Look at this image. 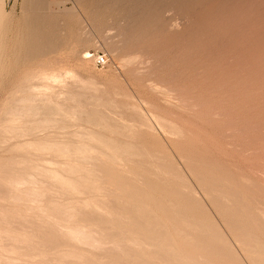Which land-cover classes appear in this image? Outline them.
Returning <instances> with one entry per match:
<instances>
[{"label":"rangeland","instance_id":"obj_1","mask_svg":"<svg viewBox=\"0 0 264 264\" xmlns=\"http://www.w3.org/2000/svg\"><path fill=\"white\" fill-rule=\"evenodd\" d=\"M188 1L189 3H187ZM137 4L139 5L141 4V7ZM149 5H151L152 7L151 6L149 7ZM131 7H133L134 9H132ZM186 7L188 8V10ZM243 8H245V10ZM131 9L133 11H130ZM137 9L138 11L141 12H137ZM134 11L137 12V14L138 13L139 14L136 15ZM148 11L150 12L148 13ZM133 12L135 15L133 14ZM143 12L145 13L143 14ZM131 13L133 16L131 15ZM140 14L141 15L143 14L142 15L143 18ZM138 17H139V21H138ZM135 18H136V22L134 21L135 22L134 23L133 19ZM155 18L158 19L153 21V19ZM141 21L142 22L144 21V24ZM146 23L148 25H146ZM150 23L152 24V26ZM136 24H138V27L136 26ZM146 26L148 28L147 30L150 31L152 29L150 32H152L153 38L151 37V35H149L150 32L148 31H147L148 35H146L145 33L146 30L143 34L141 33L146 28ZM126 27L127 28L129 27L128 28L129 30ZM134 27L136 30L134 29ZM149 27L151 29H149ZM152 27L155 28V30ZM122 29L127 31H123ZM159 29L161 33L159 32ZM40 34L42 36H40ZM138 34L139 35L142 34V35H140L139 37ZM154 34L156 35L155 37L153 36ZM32 35L35 36L34 37L35 39L32 38L33 37ZM41 37H43L42 38L43 41L45 39V42H43L45 43V46L44 44H42V41L39 43L42 44L40 46H44L42 47L43 49L41 48L42 51L44 50L43 53L41 50H38L39 48L36 49V44L35 45L31 44L33 39L35 40L33 42L37 43L38 41H40ZM29 39H31V41H29ZM133 39L134 41H136V43L133 41ZM135 39H137L138 41ZM27 42L31 45H28ZM46 43L50 46L46 47ZM39 44H37V47H40ZM137 44H139L140 47L143 44L144 47L142 46V48L140 47L137 48L138 47ZM133 46L135 47L133 48L134 50L138 49L139 51L140 50L142 51L137 52L134 51L133 49L131 50L130 48H132ZM48 47L50 50L47 49ZM144 49H146L149 52L145 50L146 51L145 53ZM140 53L143 55H141ZM160 54H162V56ZM97 55H103L105 57L104 64L102 65L96 64L95 56ZM88 56H90V58ZM46 72H48V75L57 73L60 75L57 76H59L60 78L62 77L61 78L62 80L58 79L57 82L59 83L55 82L56 84H58V86L55 85V83H52L53 86L55 87L57 86L56 88L57 90L60 89L58 90V93H60L61 91L62 92L64 91L65 93L60 95L57 92L55 93L56 96L58 97L61 96L60 100L58 99L59 102H55L56 101L55 94L52 96L54 90H51L49 93L48 91H46L47 92L46 93L45 88L43 89L44 87L43 85L41 88L42 92L45 95L52 93L51 97L54 98L50 97L51 101H53L54 103H58L59 106H56L57 104L52 105L55 106L54 111L56 110L55 112L58 113L59 116L56 115L58 116V118L55 117L54 114L50 115V117L52 118V116L54 115V117L58 119L59 123L57 119L53 117L54 120H56L55 123L57 124V126L54 123L53 124L54 128L52 129L50 128L52 126H50L48 129L42 130L43 132L40 131L41 129H39L38 132L35 130L36 134L38 133V137L35 135L34 137L32 135L34 131L29 130L31 129L32 126L30 127L28 125L27 127L26 124H25L26 127L25 125L23 126L24 123L29 122L30 119L29 116L27 117V121H25L26 119H24L25 122L22 119L24 117L23 116L21 117L22 120L20 119L22 125L21 122L20 123L17 122L18 124L17 126L21 125L22 127H25L22 129L27 128L30 132L32 131L33 132L31 134L32 136L30 135V132L27 129H26V133L28 131L29 135L26 134V136H24L23 133H21L24 132V130H21L17 134V136H16L17 132L13 133L15 131H12V133L15 136L10 133L11 131L9 133L12 136L9 135V133L4 131L5 129L3 126H5L6 124L5 122L8 119V117L7 118L3 117L6 115V113H4L3 111L8 106H14L11 105V102L12 104H14L13 102H15L16 98L18 99V97H20L19 100H21V96L22 98H24L26 96V93L28 95L29 93H31V91L36 92V88H37L36 84L38 85V87L41 86L39 85L41 81H42L41 84L42 83L44 84V78H46L47 76ZM39 78H41V80ZM37 79L40 80L39 83ZM60 82L62 83L60 84ZM26 87L29 88L33 87V88H30L29 90L30 92H28L27 91L28 89ZM37 89L40 90V88ZM56 89L55 91H57ZM16 102H18V100H16ZM40 103L42 104L43 102L41 101L38 104ZM34 104L36 105V101L34 102ZM62 107L64 110L62 109ZM8 109H6L5 112H7ZM60 109L62 110L60 111ZM71 110L73 112H71ZM63 111L68 113L61 115L60 112L64 113ZM0 114H1L0 121L2 122L3 120L5 123V124L3 123L0 124V126L3 125L2 126L3 128L0 127L3 132V133L0 132V138H1L0 141L1 142L4 141L5 136L7 137V140H5L3 143H0V161L1 162L3 161L2 163L0 162L1 163L0 169H3V171L0 170V172L1 173L4 171L10 172L14 170L13 174L14 173L16 174V172L19 171L18 173L20 174V176L14 175L12 177L16 178L19 176L20 178L18 177L17 179H19L20 182L23 181L20 180L21 176L26 175L27 173H29V171L31 172V170L23 169L22 164H19L22 160L20 162L19 161L16 162L15 160L22 159L24 157L22 154L28 155V153L29 154L31 153L30 151L36 152L35 149L30 150L31 148H26L27 149L26 150L25 148L24 149L20 148L19 149L20 152L21 150L22 152L25 150L24 151L25 153L21 152L22 154H20L18 150L19 147L17 148V146L20 145L21 143L23 144L27 141L36 142L39 141L37 140L38 138L40 139L39 142L41 141L44 142L43 140H45L46 138L45 137L43 139L42 137L44 136L48 137V139L46 138L47 140H45V142L47 141L49 142L51 141V139H49V136L52 135V139L54 138L58 140V142L59 141L62 142V143L59 142V144L74 143L72 145H79L80 141L81 140L83 141V139L85 141V137L87 138L89 134L93 135L98 133H100V135L99 136L96 135L95 137L97 138L95 139L101 137L99 141H101V139L103 141L105 139L104 141L105 143L109 141L108 144L107 143L103 144L104 142L101 143L102 142L101 141L100 146L94 145V144H99V142L97 141L94 142L92 140L87 139V141L89 140L93 142V143L89 142L91 145H88L89 144L88 142L86 143L83 141V144L86 143L85 145H87L86 147H88L86 149L87 152L89 151L88 152L89 156L91 158H93V156H96L98 159L97 158L95 159L100 161V162L95 161L97 162V166L96 164L95 166H93L95 162L94 163L93 161L89 162L90 160H88V162L91 164L89 163L87 164V162L85 163L83 162L84 167L87 165L96 167V168L92 167L90 169L93 170L91 171L93 177L89 175L90 176L89 179L90 178L92 179L94 178V179L89 180L87 183L88 185L86 187L90 188L88 186L91 185V189H92V186L94 185L93 183H95V185L99 184L100 187L103 188V190H101V188H99L96 185L99 188V190H97L98 188L93 186L96 188V189L94 188L96 192L94 189H93L94 191L93 190L84 191L86 190L84 189L81 192H78L77 194H73L72 198H70L69 195H67V198H63L66 197L64 196V194H62L63 196H61L60 194H59L60 196H58V192L60 193V191L55 192L56 189L54 188L53 190L52 188L51 190L49 189L50 192L47 193L48 200L44 197L42 199L43 200L45 199L46 202L49 201L50 199H51L50 201L52 202L54 199L58 200L59 202L62 200V203L63 204L65 203L64 207L66 206V203L69 202L68 200H72L71 202H69L71 203V205L73 204L72 203L73 200H77V202L78 199L80 200L82 199L81 202L85 200L84 203L83 202L82 203L84 205L87 204L86 206L91 205L88 207V208L91 207L90 210L93 211L92 207L94 206L95 208V210L93 211L94 214L97 211L98 212L100 211V213L102 212L101 215H103V211H104L107 212L106 214L112 217V219L115 217L113 219V221L114 220L115 221L114 222L112 220L111 221L113 223H116V225L112 226L110 224L107 225L105 224L104 226L107 228L109 226H112V228L109 227L111 230L109 228L106 229L103 226V224H101V222L98 223V220H96L100 218L98 217L100 213L98 214L96 213L98 218L96 217L95 221L97 223H95V221L92 220L94 219L92 217L96 216L94 214H92L94 216L91 215V213L93 212L89 214V216L91 215V218H89V216L86 217L88 219L87 220L85 216L88 215L90 210L88 208L85 209V206L80 201L79 202L81 203L83 208L89 211L88 213L85 212L86 215L83 214L82 217L78 215H80V213H84L83 211L85 210L82 209L83 211L81 212L80 211L81 209H79L78 210L79 212H75L77 210L76 209L77 207L75 206L78 204H76L75 206L72 205V207L68 205L69 203L67 204V206L71 207V208L69 207L70 209H68L69 211L72 210V214H71V212L65 211L66 209L64 207L60 208L63 205L61 202L60 203L62 205L60 204V207L58 201L55 203L58 204L57 206L54 203L49 202V205L51 204L52 207L54 205V207L58 208V210L60 209L64 210L63 213L62 212L63 210L58 211L53 207L56 210L55 211L57 215L56 219L58 221H59L58 219L59 216L61 218L62 215L64 216L65 214H67L68 218L70 217V220L67 218V215H65L63 218L66 217L67 220L69 221H66L65 220L66 218L65 219L62 218V219L66 221V224L70 223V225L68 226H71V228L74 225L73 224L74 222H78V224L76 223L74 225L76 228V227H82V225L83 226L86 225L84 223L93 221L92 223L97 224V226L94 225L96 229L97 227L100 228V226L102 225L105 228L104 230H106V231H101L100 230L101 228L97 229L98 231L100 230L99 232H102V234L104 232L106 234H110L112 230H115L116 232V229H113V227L115 228L119 224L122 225L123 220H126L125 217L129 218V216L127 215H129L130 212L132 211V214L134 213L135 215L132 214L131 215L135 217L129 218L130 221L128 222L129 223L133 222L131 221V219L134 218L136 219V221L134 219V223H132V225L130 224L131 226L130 228H133L135 230V228H139V226L143 224V229L142 228L136 229L135 231L137 232V230L144 231L145 230L144 227L148 226L147 227L149 229L148 233H150V235H152L153 237L150 236L149 234H146L148 230L144 232L146 235H149V238L152 237L153 238V239L151 238L152 240L145 237L143 231L142 233L140 232L141 234L139 233L138 235L147 238V240L149 239L148 240L149 243L155 245V248H158L157 247L159 245L158 243H161L157 240H160V238H162V235H164L163 238L169 237L167 239L169 240V242L173 241L170 242L169 244L174 243L172 244L174 246L171 245L169 247L165 246L166 251L165 249L164 250L158 249L161 251L157 252V254L158 255L161 254L162 257L164 256L162 255L161 252L167 253L168 252L167 248L176 249L177 247L175 251L179 250V252L182 253V255L185 254L184 256H188V257L194 256L193 257L194 259L192 257L191 258L194 260V262L196 261L195 262L196 264L198 261L203 264L204 263L205 264L206 263L264 264L262 263L263 260H261L258 256L257 258H255L256 257L255 255L253 257V255L251 256L250 253L247 255L245 251H244L245 253L243 251L240 252L241 249L243 250L244 248L243 246L241 248L239 247L241 244L237 245L238 243L242 242V245H246V248H248L249 246L247 245H249L250 243L252 246L253 244L252 242L254 240L256 241L258 240L257 244L258 242H260V244L261 243L264 244V233H263L264 228H261L264 227V221H263L264 220V0H253V1L252 0L249 1L248 0L247 1L246 0H139V1L138 0H0ZM40 117H42V115ZM47 117L49 118V115H47ZM93 117L95 119V122L93 121L94 119L92 120ZM35 118L30 119L32 125L34 123ZM37 119H39V117ZM17 120L19 121V119ZM106 120H108V122ZM63 121L64 123L62 124ZM109 124H111V126ZM109 126L111 131L108 128ZM81 129L82 131H80ZM78 130L80 131V133L77 132ZM83 130L84 131L93 130L92 131L93 133L88 132L87 135V133H84ZM114 130L115 132H112ZM69 133H71L70 134L71 136H69ZM3 134H5V136ZM18 136L19 138H17ZM8 138L10 139L8 140ZM73 138H75V140L79 139L78 141L79 143L77 141L75 142ZM54 139L52 141H54ZM115 145H117V147L122 146L123 148L120 147L122 149L130 148L129 150L130 152H132L131 151L132 148L134 151V155L133 153H132L133 156L129 154L128 153L129 151L127 150L126 151L122 150V154H121L120 151L121 149L109 148V146L114 147ZM11 146H15L17 148L16 150L18 151L13 152L14 148L11 149L12 148ZM99 148L101 149L103 148V150L101 149L99 150ZM107 148H109L110 150L109 149L107 150ZM106 150L108 152L112 150L113 152V154L111 152H109L111 154L107 152L108 156L109 155L113 156L114 151L116 156H113L107 160L108 157L105 152ZM117 150L120 151L121 155L117 152ZM46 151H47L46 152L47 155L41 153L44 156L41 154L34 155L33 153L35 152H32L31 162H34L36 165H41L49 168L53 167V169L51 168V170H59V164L63 163L65 165L66 161L70 160L69 156H67L66 158L65 155L60 154L61 156L55 155L56 156L55 157L53 156L55 154L53 150L52 151L54 152V154H49V151L51 150L49 151L46 150ZM101 151H104L105 153ZM37 152H39V150ZM43 152L45 153V151ZM98 152L100 154L103 153L104 157L99 156ZM116 152L118 154H116ZM124 152H126L127 154ZM123 154H125L124 158L122 157L124 156ZM128 154L131 157L128 156ZM39 155H41V157ZM42 156L44 157V159L42 158ZM62 156L63 158H60ZM12 157L15 158L14 161L11 160L13 159ZM116 157L121 158L122 164L118 162ZM24 158L26 160V156ZM30 158H28V160ZM113 158H115L117 161ZM8 159L14 162L13 164L10 161V163L14 167H12L11 164L9 165ZM63 159L65 160V163L62 162L64 161ZM111 159H113L111 163H115L116 165L110 163L109 160ZM123 159H126L129 162H127L126 160L123 161ZM68 162L69 161H67V163ZM123 162H125L126 164ZM3 163H5L7 166L9 165L10 166L9 169L12 170L9 169L6 170L7 167ZM47 164L48 166H46ZM63 164H61L60 167H62ZM114 165L115 168H113ZM57 166L58 169H56ZM91 166H88L86 168H89ZM18 167H20L21 169L19 168L20 170L18 169V171H16ZM54 167L56 168L54 169ZM95 169L97 170L99 169L100 171L96 170L97 171L96 172ZM21 170H23V172ZM25 171L26 174H24ZM94 172L98 173V175L95 174ZM7 173H2V175L3 176L8 175ZM10 174L8 176L13 175ZM32 174L36 176L37 172H35V174L33 172ZM63 174H66V172L65 173L63 172ZM68 175L71 176L70 174L67 173V176ZM38 176L40 177L41 175ZM38 176H36V178ZM176 176L178 178H176ZM39 177L37 178L35 184H38L37 182L39 179H40L39 183L41 181H42L41 183H44L45 180L42 178V176H41L42 180ZM73 177L78 178L74 175ZM95 177L96 178L98 177L100 181ZM23 182L27 184V182L25 181ZM1 183L2 182H0V186L2 185ZM24 183L22 185H20L21 183H19V186H21L20 188H22L23 185L25 187L30 186L29 183H28L29 185L28 184L25 185ZM41 183L38 185H41ZM4 185H2V187ZM38 185H36V187H38ZM2 187L0 189V191L2 190V193L0 192V199H1L0 212L1 210H3V212L1 213H4V209L8 210L9 208L10 210L13 209V212H11V214L9 212L11 216L16 215L15 216L16 218L18 215H23V216H18V218L22 217L23 220L26 218L24 221L23 220L22 221L26 222L27 220V222H29V223L27 222L25 223L27 226L25 230H29L28 226L34 221H36L35 224L36 223L43 224L42 226H44V224L46 226L47 222L48 225L50 224V228L49 227L47 228L48 226L47 225L46 226L47 229L43 228L44 230L40 229L41 226L40 224L38 228L36 227L37 225L36 226L34 225V223L32 226L33 228H30L33 230V232L36 230V233H34L36 235L35 237H37L36 240L38 239L42 241V242L38 241L40 245L37 248H40L42 246L41 247L42 250V248L44 247L43 244L45 245L49 244L48 246L51 245L50 246L51 248H53L52 246L55 245L56 247V248L54 247L55 249H51L48 246L47 247L45 246L52 253L53 250L54 251L56 250L58 252L53 254L51 253L52 255L51 257H54L55 254L58 255L60 254L59 252L65 251L63 250L64 249L63 247L67 242L68 243L65 246L66 248L69 244H70L69 247L74 245V244L71 245L72 241L75 243V246L78 244H79L78 246H81L80 243H77L74 240L71 241L70 239V241L67 240V242H65L66 240L65 241L63 240L65 239V237L66 239L68 238L66 234H64L65 237L62 236L63 232L67 233L68 230L67 227L64 228L65 225H63L62 222L65 221H63L62 219H60L59 222L63 225L64 230H66L67 232L64 230H60V232L63 231L62 235H58V236L55 235L57 231L56 229L60 227L62 228V226L61 224L60 226L57 224L58 221L56 219L55 220L57 222L55 221L54 224L52 223L54 222L53 219L55 217L51 219L50 217L51 215L48 216L51 219L50 221H48L49 219L47 218V216L45 217L47 213H48L47 215H49L50 213L54 212V209L52 210V212H50L51 209H48L50 207L49 205H47L48 202L46 205L49 207H47L43 203L45 200L41 201L43 205H41L42 204L41 202L39 203L35 202L36 204H38L39 207L40 205L43 206L42 208L46 206L47 209L49 210L46 211L47 213H45L44 216H43L44 214L43 211L45 212V209L40 210L39 207L35 208L36 206L34 207V203L31 201H27L28 202L27 204H25L26 203L25 201H24L25 203L23 202L25 205H27L26 211L28 212H26L24 211L25 208L23 207L25 205L22 204V202H19L20 204L18 205L17 204L18 202L16 203L10 197L11 196L10 191H8L9 194L8 192L5 191L8 187L6 185L4 187L7 188L4 187L2 188ZM3 189H5L4 191L6 192L7 195L4 193ZM52 190L53 193L55 192L57 194L56 197L54 196L55 194L52 193ZM8 195L11 200L10 202L12 203L8 202L9 201L8 198H7L8 201H6L7 200L6 197ZM49 195H53L52 196L53 199ZM5 201L8 202V205ZM99 202L101 204H99ZM102 202H106V205L108 206L103 205ZM219 202L221 205L219 204ZM14 203H16L19 207L21 206L20 209H18L19 207L17 205H14ZM118 203H122L121 205L127 204V206L130 207V209H128V207L126 209V207H124L126 205L122 206L124 207L122 208ZM28 204L30 205L33 204V206L32 207L29 206V208L31 209L33 207L34 208L32 210L27 208ZM97 204L100 206L97 207L98 206ZM113 204L115 205L117 204L120 207L119 210L118 207H116L117 209L114 208L115 205L113 206ZM13 205L14 207L15 206L16 207L14 208ZM101 205L105 206L106 208L105 207L102 208L103 206ZM73 206L75 207L76 210L74 209ZM230 206L232 207L231 210H230ZM141 207L143 208L145 207L144 209L142 208L143 209L142 212L146 208L148 209V210L146 209L147 212L145 211L147 214L144 213L146 214V216L148 214L151 215L152 213H153L152 215L154 216L155 214L154 216L155 219L157 220L159 219L158 221H160L161 225L163 224L162 227L160 228H163L164 230L163 232H165L166 234H163L162 231H160L161 233L158 234L156 232L158 230L153 228L155 226H158L156 225L157 221H154L155 219L152 218L153 216L152 217L150 216L152 220L151 222L152 223L156 222V224L152 225V223L149 222L150 219H147L149 215L147 217H144L145 215L142 216L143 214L142 212H141L142 217L139 215ZM163 207L165 210H163ZM16 208L18 210H22V208H24L22 212L24 213L26 212V214L14 215V211ZM113 208L115 210L114 211L115 213L119 211L120 214L122 213V216L124 218V219L122 218L123 220H121L119 213L118 214L120 217V221L118 216L117 217L114 216V213L112 215ZM167 208L171 212L169 210L167 211ZM37 209L38 212L40 211V214L35 211ZM120 209L122 211L124 209H125L124 211L126 210L127 212L129 211L128 212L129 214L122 212ZM134 209L136 210V212H138L139 215L138 217ZM138 209L139 211H137ZM7 210L5 211V213L8 212ZM18 210L15 212L18 213ZM33 210L34 213H32ZM149 211L151 212V214ZM57 212L59 213L57 214ZM37 213L40 216L42 215L43 217L41 216L42 217L41 218L40 216H38ZM123 213L126 215H124ZM243 213L246 216H244ZM28 214L30 215L28 216ZM76 214H78L77 217H75ZM1 215L0 218H3L4 215L2 216ZM71 215H73L74 217ZM131 215L130 217H132ZM5 216L8 217V215ZM11 216L9 217L11 218ZM171 217L173 218L171 219ZM246 217L250 220H248ZM13 218L14 217H12V219ZM18 218L13 220V222L11 221V219L9 220L11 222L4 220L9 218H3L2 220H4V222L3 221L1 222L0 220V224L2 223L3 226L5 225L4 227L2 225L0 226L1 233L3 228L6 229V231L5 229L3 230L5 231L4 232L5 234L4 233L0 234V237L1 235H4V239H1L2 237L0 238L1 239L0 249H2V251L0 250L1 251L0 254H2L0 256L1 257L3 256L2 258L1 257L0 258L2 259V261L5 263L6 261L12 259L13 262L10 263L14 264L15 262L17 264V261L19 260L18 264H20L22 259H24V261L22 262L27 263L28 261L27 264H29L32 261H34V264H38L37 262H39L40 260H42L43 262L40 261L39 264L41 263L49 264L50 262H52L50 264L53 263L60 264L58 263L59 259H57L58 257L56 255L55 257L57 261L55 260L54 257V259L52 258L53 261L49 260L50 261L49 262L47 260L49 263L48 262L45 263L46 256L44 257L45 254H42V251L44 250L42 251L40 250L41 252L39 253L34 252L35 248L32 247L33 246L32 236L34 237V235H32L33 232L31 230H29L31 232L26 231L28 233H32L30 235L31 237L27 236L25 234L26 233L25 230L23 231L22 229L23 227H25V224L23 226L22 221H21L22 224H20V220L22 218L21 219L19 218L20 220ZM81 218L84 220H81ZM117 218L118 220H116ZM89 219H91V221ZM180 219L183 222L188 221V223L191 225L194 226L197 225V227H199V225L201 224L199 227L200 229L204 230L206 228L208 231L210 232L212 231V232L205 233V232L191 231L190 228H187L188 226L186 227V225L185 226L183 225V222ZM16 220L19 221L14 223V221ZM126 221H124L125 225L126 227H129V225H127L129 223H127ZM49 222H51L53 225H56L54 232L52 228L54 226ZM79 222H81L82 224L81 223L79 224ZM10 223L11 224L13 223L14 225L18 223L17 224L18 227L17 225H15L16 227L15 228L13 224L12 227ZM145 223L146 226H144ZM147 223H150L152 228H150L151 226ZM177 223L179 224V226ZM91 224L89 228L92 230V228L94 227H91L93 226V224L92 225ZM98 224L100 226H98ZM125 225H123V227L126 229ZM182 225L186 228H184ZM6 226L7 227L9 226L11 228L9 227L6 228ZM201 226L203 227L201 228ZM1 227H3L2 230ZM19 227L21 228V232L19 231ZM13 228L18 230L16 231V233L20 232L22 234L23 231L24 234L26 235L25 238L26 237L30 239L32 238L30 241L32 248L29 245L30 242L29 243L26 242L29 245L28 247V245L25 246L26 245L25 243H21L25 241L21 239L20 243L19 242L18 243L25 244L24 245L25 248L21 247L18 244V247L20 246L21 249L19 250L10 249L11 247H13V242L12 241H10L12 243L7 242L8 241L7 238H9L8 237L9 235L8 236L5 235H7L10 230L13 232L15 230V229L13 230ZM118 228H117L118 232H116L117 234L114 232V235L118 236L122 234L124 235V240H126L125 237L127 236L129 237L130 228L128 229L129 230L128 233L123 228H122L123 230L121 228L119 229ZM212 228L215 230H213ZM133 229H131V231H133ZM151 229L152 230L154 229L156 231L154 232L153 230L152 232ZM179 229H181V231L185 233L191 234V236L193 235L192 237L194 240L192 242L195 241L194 244L196 243L197 246L194 247L195 246L194 244L191 245V242L189 244V242L182 239L183 234H181L180 232L179 233L181 235L177 233L178 231H180ZM40 230H42V232ZM49 230L51 232H47L44 238L42 235H45L44 233H46V231ZM233 230L235 231V233ZM245 230L247 233H245ZM150 231L152 233L158 234L159 236L156 234H151ZM122 232L126 234H123ZM51 233H54L53 235H55V238L59 237L58 238L60 239L59 241H61V237H62L61 242H65V243L63 245L60 244L57 238H56L57 241H54L55 239ZM50 234L54 240L52 239ZM170 234L172 235V237ZM249 234L252 236H249ZM47 235H49L51 238L48 237ZM104 235L102 236L103 238ZM114 235H113V231L112 234L109 235V236H113L112 237L113 243H110L111 241L108 240L105 241V242H109L112 245L109 246V244L106 243H104L105 245L103 244L104 247V249L102 250L103 253L105 252V250L106 252L108 251L106 248L107 246H109L108 249L111 253H115L116 250L118 249L116 248L117 245L116 242L118 241L119 243L120 242L119 240H121L122 242L119 243L120 244L119 246H121L123 242L124 245L125 242H127L126 245L130 244L127 240L122 241L121 238H123V236L118 238L119 240L113 241L114 240L113 238L115 237ZM215 235L217 238H218L217 235H219V238H223L222 240L224 242L227 240V242H225L224 245L226 247L229 244L230 249L229 248L228 249L231 251L234 250L233 253L235 256H233V254L231 253L232 254L231 257L230 251L228 249L224 250V248L221 247L224 242L220 240L221 246L219 245V243H217L219 242L218 241L219 238L216 239ZM247 235L249 237V238L247 237L248 239L246 238ZM157 236L159 237V239L156 240L157 242H155L156 243L155 244L153 242L155 240V237ZM253 236H255V238ZM5 237L7 238L5 239ZM46 237L49 238V241L52 240L55 243L52 244V242H48V239ZM28 238H26L27 241H29ZM236 238L239 239L237 240ZM109 239L111 240L110 237ZM245 241H248L246 242L248 244H246ZM56 242H59L57 244L63 246L62 250H59V248L61 249V246H57ZM36 245L38 244L36 243ZM113 245L115 246V248L113 247ZM124 245H122L121 247H124ZM126 245L125 247L127 248L125 249H129V246ZM215 245L217 247L219 246V248L221 249L215 247L218 250L215 252L214 249L211 248V246L214 247ZM3 246L6 249H3L2 248ZM15 246L17 247L16 243ZM131 246H130L131 249L137 247L136 245L134 246L133 244ZM231 246L233 250L231 249ZM8 247L10 248L8 249ZM82 247L86 248V246H82ZM112 247L115 249V252ZM22 248L24 250L26 249V251H24ZM30 248L32 249L31 251L34 253H30L31 252L29 251ZM57 248L59 251L57 250ZM197 248L198 249L200 248L199 249L200 251L199 250L197 251ZM7 249L11 250L9 251L10 253L8 252ZM73 249H75V247ZM122 249L123 248H120V250ZM125 249H123L125 252L123 251L122 252L128 253L126 252ZM134 249H138V247ZM205 249L208 253H206ZM15 250L16 252H18V254L14 252ZM208 250L209 251L211 250L212 252L211 251L209 252ZM220 250L222 253L220 252ZM117 251L119 257L117 256L118 254L116 255V253L112 254V256H109L108 255L109 253L108 254L106 252L105 253L111 258L116 255L115 259L121 257L120 260L122 261L126 259L125 261L132 262V260H128L130 259L127 257L129 256V254L128 255L126 254V256L124 255L126 258L123 259L122 258L123 254H120L121 251H119V249ZM132 251L135 252L133 249ZM138 251L139 250H136V252ZM28 252L30 254H35V255L37 253L38 254L41 253L40 255L41 256L43 255L45 262L43 258L40 259L39 257L40 255H36V256L33 255L32 257L33 258L35 257V259L33 260L30 254L28 255ZM48 252L46 251V253ZM68 252H72V251H68ZM68 252L66 253L69 254ZM80 252L82 251L79 250V253ZM89 252L90 253L93 252L91 254H95L96 252L95 254L96 257L98 256L100 257L99 255L100 252L98 251H94L92 249V251L89 250ZM97 252L99 254H97ZM133 252L129 251V253H133ZM217 252L221 254L219 255V253L217 254ZM5 253L7 254L5 255ZM8 253L11 255V257H9L10 255ZM82 253H80L82 254V257L81 256L79 257L80 259L81 258L84 259L87 256V252L86 254L84 252ZM22 254L23 256L21 257ZM84 254L86 256H83ZM91 254L90 256L88 255L89 257L88 258L86 257V259H89L91 256L95 257V255H91ZM139 254L140 252L137 253L138 257L136 254H135L136 257L135 255L132 256V254H130L131 259L132 257L139 258L140 257ZM158 255L155 257L153 256L152 257L153 259L152 260L150 259L151 260L150 262L151 263L153 262L154 264H163L162 261H160ZM17 256L20 257L21 260ZM28 256H30L29 258H32L31 260L29 259L30 261L26 260L28 259ZM59 256L65 258L67 257L65 255L64 256L59 255ZM51 257L49 254L47 259H50ZM62 257L60 258L61 260H59V262L61 263H63ZM94 257H92L93 261L91 260V258L88 261H90L91 264H93L94 262L95 264H98L99 263L98 261H100L101 257L98 260H95L96 258L94 259ZM3 258H9V259H4L6 260L4 261ZM69 258L71 257H68V259ZM76 258L77 260L79 259L78 257ZM76 258L75 259L74 257L72 258L73 262L74 260L77 261ZM135 258L133 262L136 261L138 262V259L136 260ZM15 259L16 261H14ZM80 259H79L80 262L77 261V263L75 262L74 263L86 264L85 261L87 262V260L84 259L85 261H83V259L81 260ZM108 259L111 262L113 258L112 259L107 258L104 259V261ZM251 259L254 260V263ZM66 260L67 259H64L65 263ZM102 260L103 258L100 261L101 263ZM120 260L119 262L121 263L122 261ZM139 260L141 259L139 258ZM113 261L115 262L113 263ZM113 261L112 264L118 263L114 259ZM3 262L2 264H4ZM69 263H72V261H70ZM69 263L67 260L66 264ZM88 263L89 262H87V264ZM104 263L108 264L107 261H105ZM122 263L124 264L125 262L123 261ZM141 264L143 263L141 262Z\"/></svg>","mask_w":264,"mask_h":264},{"label":"bare ground","instance_id":"obj_2","mask_svg":"<svg viewBox=\"0 0 264 264\" xmlns=\"http://www.w3.org/2000/svg\"><path fill=\"white\" fill-rule=\"evenodd\" d=\"M138 1H139V0H138ZM246 1H247V0H246ZM248 1H249V0H248ZM252 1H253V0H252ZM187 3H189V1H188ZM196 3H197V2H196ZM219 3H220V2H219ZM203 4H204V2H203ZM137 5H139V4H137ZM145 5H146V4H145ZM145 5H144V6H145ZM147 5H148V4H147ZM185 5H186V3H185ZM198 5H199V4H198ZM119 6H120V5H119ZM119 6H118V7H119ZM139 6L141 7V4H140ZM142 6H143V5H142ZM150 6H151V5H149V7H150ZM189 6H190V5H189ZM240 6H241V5H240ZM253 6H254V5H253ZM151 7H152V6H151ZM190 7H191V6H190ZM215 7H216V6H215ZM249 7H250V6H249ZM131 8L134 9L133 7H131ZM161 8H162V7H161ZM161 8H160V9H161ZM186 8H187V7H186ZM202 8H203V7H202ZM202 8H201V9H202ZM132 9H131L130 11H133ZM146 9H147V7H146ZM149 9H150V8H149ZM207 9H208V8H207ZM243 9L245 10V8H243ZM135 10H136V8H135ZM155 10H156V9H155ZM187 10H188V8H187ZM209 10H210V9H209ZM222 10H223V9H222ZM259 10H260V9H259ZM125 11H126V9H125ZM130 11H129V12H130ZM143 11H145V10H143ZM198 11H199V10H198ZM248 11H249V10H248ZM121 12H122V11H121ZM127 12H128V10H127ZM134 12H135V11H134ZM134 12H133V14H134ZM137 12H141V11H138V9H137ZM137 12H135L136 15L139 14V13L137 14ZM149 12H150V11H148V13H149ZM188 12H189V11H188ZM144 13H145V12H143V14H144ZM160 13H161V12H160ZM197 13H198V12H197ZM218 13H219V12H218ZM128 14H129V13H128ZM135 14H134V15H135ZM143 14H142V15H143ZM146 14H147V13H146ZM146 14H145V15H146ZM150 14H151V13H150ZM150 14H149V15H150ZM152 14H154V13H152ZM198 14H199V13H198ZM198 14H197V15H198ZM131 15H132V13H131ZM140 15H141V14H140ZM140 15H139V16H140ZM142 15H141V16H142ZM159 15H160V14H159ZM217 15H218V14H217ZM129 16H130V15H129ZM132 16H133V15H132ZM132 16H131V17H132ZM141 16H140V17H141ZM153 16H154V15H153ZM211 16H212V15H211ZM145 17H146V16H145ZM151 17H152V15H151ZM199 17H200V16H199ZM206 17H207V16H206ZM126 18H127V17H126ZM132 18H133V17H132ZM142 18H143V16H142ZM142 18H141V19H142ZM209 18H210V17H209ZM157 19H158V18H157ZM157 19L155 18V19H153V21H154V20H157ZM131 20H132V19H131ZM143 20H144V19H143ZM134 21L136 22V18L133 19V22H134ZM138 21H139V17H138ZM135 22H134V23H135ZM141 22H142V21H141ZM147 22H148V20H147ZM208 22H209V21H208ZM131 23H132V22H131ZM137 23H139V22H137ZM142 23L144 24V21H143ZM132 24H133V23H132ZM143 24H142V25H143ZM150 24H151V23H150ZM153 24H154V23H153ZM146 25H148V24L146 23ZM164 25H165V24H164ZM134 26H135V25H134ZM136 26L138 27V24H136ZM140 26H141V24H140ZM151 26H152V24H151ZM154 27H155V26H154ZM126 28H127V27H126ZM128 28H129V27H128ZM128 28H127V29H128ZM144 28H145V27H144ZM152 28H153V27H152ZM123 29H124V28H123ZM123 29H122V30H123ZM134 29H135V27H134ZM137 29H138V28H137ZM147 29H148V28H147V26H146V28L143 30V32H141V31H140V32L143 34V33L145 32V30H146L145 33H146V35H148V34H147V31L150 32L152 29H151L150 27H149V29H151L150 31L147 30ZM153 29L155 30V28H153ZM166 29H167V28H166ZM128 30H129V29H128ZM135 30H136V29H135ZM140 30H141V29H140ZM123 31H127V30H123ZM138 31H139V30H138ZM159 32H160V29H159ZM160 33H161V32H160ZM41 34H42V33H41ZM41 34H40V36H42ZM45 34H46V33H45ZM142 34H140V35H142ZM34 35H35V34H34ZM138 35H139V34H138ZM140 35H139V37H140ZM149 35H151V37H152V32H150ZM32 36H33V35H32ZM37 36H38V35H37ZM153 36L155 37L156 35L154 34ZM34 37H35V36H33L32 38H34ZM137 37H138V36H137ZM151 37H150V38H151ZM42 38H43V37H41V38H40V41H38L37 43L33 42V41H35V40H34L35 38H34L33 41L31 42V44H33V45L36 44V49L39 48L38 50H41V51H42V49H43L42 47L45 46V43H43V42H45V39H44V41H43ZM48 38H49V37H48ZM152 38H153V37H152ZM128 39H129V38H128ZM154 39H155V38H154ZM129 40H130V39H129ZM135 40H137V39H135ZM29 41H31V39H29ZM36 41H37V40H36ZM41 41H42V44H44V46H40V45H42V44H39ZM125 41H126V40H125ZM130 41H131V40H130ZM133 41H134V39H133ZM137 41H138V40H137ZM147 41H148V40H147ZM152 41H153V40H152ZM154 41H156V40H154ZM47 42H48V41H47ZM134 42L136 43V41H134ZM134 42H133V43H134ZM224 42H225V41H224ZM24 43H25V42H24ZM27 43H28V42H27ZM126 43H127V42H126ZM130 43H131V42H130ZM138 43H139V42H138ZM148 43H149V42H148ZM151 43H152V42H151ZM31 44L28 43V45H31ZM37 44H39L40 47H37ZM203 44H204V43H203ZM223 44H224V43H223ZM33 45H32V46H33ZM131 45H132V44H131ZM135 45H136V44H135ZM137 45H138V47H137V46H136V47L139 48L140 45H139V44H137ZM225 45H226V44H225ZM32 46H31V47H32ZM47 46H50V45H48V44L46 43V47H47ZM142 46L144 47L143 44H142ZM142 46H141L140 48H142ZM155 46H156V45H155ZM199 46H200V45H199ZM31 47H30V48H31ZM34 47H35V46H34ZM146 47H147V46H146ZM223 47H224V46H223ZM32 48H33V47H32ZM41 48H42V49H41ZM133 48H135V47L133 46V47L130 48V49L132 50ZM137 48H136V49H137ZM47 49H49V47H48ZM127 49H128V48H127ZM146 49H147V48H146ZM146 49H144V51H145ZM176 49H177V48H176ZM45 50H46V49H45ZM49 50H50V49H49ZM133 50H134V49H133ZM165 50H166V49H165ZM165 50H164V51H165ZM169 50H170V49H169ZM34 51H35V50H34ZM34 51H33V52H34ZM43 51H44V50H43ZM43 51H42V53H43ZM134 51H137V52H138L139 50L137 49V50H134ZM141 51H142V50H140L139 52H141ZM146 51H147V50H146ZM146 51H145V53H146ZM161 51H162V50H161ZM161 51H160V52H161ZM28 52H29V51H28ZM35 52H36V51H35ZM128 52H129V51H128ZM147 52H149V51H147ZM30 53H31V52H30ZM37 53H38V51H37ZM129 53H130V52H129ZM145 53H144V54H145ZM85 54H86V53H85ZM140 54H141V53H140ZM209 54H210V53H209ZM238 54H239V52H238ZM26 55H27V54H26ZM87 55H88V53H87ZM141 55H143V54H141ZM160 55L162 56V54H160ZM167 55H168V54H167ZM169 55H170V54H169ZM155 56H156V55H155ZM158 56H159V55H158ZM207 56H208V55H207ZM237 56H238V55H237ZM237 56H236V57H237ZM34 57H35V56H34ZM88 57L90 58V56H88ZM165 57H166V56H165ZM174 57H176V56H174ZM134 58H135V57H134ZM191 58H192V57H191ZM31 59H32V57H31ZM139 59H140V58H139ZM190 61H191V60H190ZM194 63H195V61H194ZM144 67H145V66H144ZM133 71H134V70H133ZM46 73H47V76H46V78H44V84H43V83L41 84L42 81L39 83V81L41 80V78H39L40 80L37 79L39 85H41V86L38 87V85L36 84V87H37V88H40V90H38V89L36 88V92H35V91H31V93H29L28 95H27V93L25 92V93H26V96H25L24 98H22V96H21V100H19L20 97H18V99L16 98V100H18V102H16V100H15V102H13L14 104H12V102H11V105H14V106H8L6 109L9 108V109H8L9 111L7 110V112H5L6 109L3 111L4 113H6V115L3 116V117H6V118L8 117L7 120L4 118V119L6 120V122H5L6 124L4 123L3 120H2V122L0 121V124H1V123L5 124V126L2 125V126L4 127V129H5L4 131H6L7 133H9V132L11 131L10 133H11L12 135H14L13 133H16V132H17V133H16V136H17V134H18L21 130H24L25 134H24V132H21V133H23V135L26 136V134H28V131H29V130H33L34 133H33L32 131H31V132L29 131V132H30V135L33 133V134H32L33 136L35 135V136L38 137V133L36 134V131L38 132L39 129H41L40 131H42V130H46V129H48L50 126H52V127H50L51 129L54 128L53 124L56 122V120H54V118H55V117L58 118L59 115H58L57 112H55L56 110L54 111L55 106H52V105H53V104H55V105L57 104L56 106H59V105H58V103H54L53 101H51V98H54V97H51V94H52V93H51V94H48V95H45V94L42 92L41 88H42V85H43V86H44L43 89L45 88V92L48 91V93H49L51 90H54V91H53L54 93L52 94V96H53L56 92L58 93V90H60V89H58V90L56 89L57 86H58V84H56V83H59V82H57V81H58V79L60 80L62 77L60 78V77H59L60 75L57 74V73H54V74H52V75H51L50 73H49L50 75H48V72H46ZM135 73H136V72H135ZM55 74H56V75H55ZM143 74H144V73H143ZM39 75H40V74H39ZM57 75H59V76H57ZM66 75H67V74H66ZM33 76H34V74H33ZM37 76H38V74H37ZM42 76H43V75H42ZM42 76H41V77H42ZM144 76H145V75H144ZM66 77H67V76H66ZM31 78H32V77H31ZM42 78H43V77H42ZM61 80H62V79H61ZM28 81H29V80H28ZM55 82H56V83H55ZM24 83H25V82H24ZM52 83H55V85H57V86H56V87L53 86ZM61 83H62V82H60V84H61ZM60 84H59V85H60ZM63 84H64V83H63ZM29 85H30V84H29ZM52 86H53V87H52ZM20 87H21V86H20ZM26 88L28 89L27 91L30 92V91H29L30 88H33V87H30V88H29V87H26ZM53 88H55L57 91H55V89H53ZM62 88H63V86H62ZM21 91H22V90H21ZM21 91H20V92H21ZM23 91H24V90H23ZM59 92H60V91H59ZM61 92H62V91H61ZM61 92L58 93V94H59V95H60V94H65L64 91H63L62 93H61ZM25 93H24V94H25ZM46 93H47V92H46ZM58 94H57V95H58ZM67 95H70V94H67ZM50 97H51V98H50ZM56 97H57V99H56ZM60 97H61V96H60ZM60 97L56 96V94H55V100H56L55 102H59ZM70 97H71V96H70ZM70 97H69V98H70ZM62 98H63V97H62ZM62 98H61V99H62ZM69 98H68V99H69ZM58 99H59V100H58ZM52 100H54V99H52ZM57 100H58V101H57ZM66 100H67V97H66ZM35 101H36V105L34 104ZM41 101H42L43 103H42V104H41V103L38 104V103L41 102ZM37 102H38V103H37ZM66 102H67V101H66ZM15 103H16V104H15ZM22 103H23V104H22ZM11 107H12V108H11ZM53 107H54V108H53ZM60 108H61V107H60ZM58 109H59V108H58ZM58 109H57V110H58ZM62 109H63V107H62ZM62 109H60V111H61ZM63 110H64V109H63ZM65 110H66V109H65ZM69 111H70V110H69ZM54 112H55V113H54ZM58 112H59V111H58ZM63 112H64V113L60 112L61 115L66 113L65 111H63ZM71 112H73V111L71 110ZM79 112H80V111H79ZM7 113H8V116H7ZM67 113H68V112H67ZM67 113H66V114H67ZM52 114H54L55 117H54V115H53L52 118H51L50 115H52ZM90 114H91V113H90ZM0 115H1V114H0ZM41 115H42V117H40ZM47 115H49V118L47 117ZM56 115H58V116H56ZM23 116H24L25 118H24ZM28 116H29L30 119H31V118H35V117H36V118L34 119V123H33V125L31 124V122H30L31 120H30L29 118H28V119H29V122H30L31 125L29 124V122H26V123L23 124V126L26 124L27 127H28V125H29L30 127H31V126L33 127V129H32V127H31V129H29V130L26 128V129L28 130L27 133H26V129H22V128H25L26 125H25V127H22V126H21V125H22V122L20 121V119H21V117H23V118H22L23 121H24V119H26L25 121H27V117H28ZM33 116H34V117H33ZM44 116H46L47 118L44 117ZM38 117H39V119H37ZM53 117H54V118H53ZM63 117H64V116H63ZM57 118H55V119H57ZM2 119H3V118H2ZM17 119H19V121H18ZM22 119H21V120H22ZM59 119H60V118H59ZM93 119H94V117L92 118V120H93ZM35 120H36V122H35ZM63 120H64V118H63ZM102 120H103V119H102ZM25 121H24V122H25ZM57 121H58V119H57ZM93 121L95 122V119H94ZM106 121L108 122V120H106ZM156 121H157V120H156ZM17 122H19V123L21 122V125L17 126V125H18ZM32 122H33V119H32ZM60 122H61V121H60ZM65 122H66V121H65ZM98 122H99V121H98ZM101 122H102V121H101ZM157 122H158V121H157ZM58 123H59V121H58ZM63 123H64V121L62 122V124H63ZM51 124H52V125H51ZM55 124H56V123H55ZM100 124H101V123H100ZM100 124H98V125H100ZM158 124H159V123H158ZM160 124H161V123H160ZM109 125L111 126V124H109ZM2 126H0V127H2ZM56 126H57V124H56ZM104 126H105V125H104ZM106 126H108V125H106ZM110 126L108 127L109 130H110ZM160 126H161V125H160ZM3 127H2V128H3ZM30 127H29V128H30ZM56 128H57V127H56ZM103 128H105V127H103ZM106 128H107V127H106ZM0 129H1V128H0ZM59 129H60V128H59ZM114 129H115V127H114ZM117 129H118V128H117ZM35 130H36V131H35ZM49 130H50V129H49ZM62 130H63V129H62ZM103 130H104V129H103ZM103 130H102V131H103ZM12 131H15V132L12 133ZM80 131H82V129H81ZM80 131L78 130L77 132L80 133ZM83 131H84V130H83ZM92 131H93V130H92ZM92 131H91V130H89V131L86 130V131H84V133H87V135H88V132L91 133ZM110 131H111V130H110ZM122 131H123V130H122ZM0 132L3 133V132H2V129L0 130ZM42 132H43V131H42ZM107 132H108V131H107ZM112 132H115V130L112 131ZM119 132H120V131H119ZM10 133H9V135H11ZM39 133H40V132H39ZM71 133H72V132H71ZM71 133H69V136H71V135H70ZM82 133H83V132H82ZM92 133H93V132H92ZM95 133H97V132H95ZM5 134H6V133H5ZM5 134H3V135L5 136ZM118 134H119V133H118ZM118 134H117V135H118ZM12 135H11V136H12ZM28 135H29V134H28ZM32 135H31V136H32ZM66 135H67V134H66ZM96 135L99 136L100 133H98V134H93V135H92V134H89V135L87 136V138L85 137V141H84V139H83V141L86 142V143H87V142H88V143H89V142H90V143H93L92 141H94V142L97 141V142H99V144H94V145H95V146H96V145H97V146H98V145L100 146V144L103 143V142L105 141V139H104V141L101 139V141H102V142H101V141H99L101 137H100V138L98 137V139H95V138H97V137H95ZM109 135H110V134H109ZM113 135H114V134H113ZM14 136H15V135H14ZM24 136H23V137H24ZM35 136H34V137H35ZM48 136H49V135H48ZM75 136H76V135H75ZM84 136H85V135H84ZM84 136H82V137H84ZM101 136H103V135H101ZM111 136H112V135H111ZM8 137H9V136H8ZM39 137H40V136H39ZM45 137L48 139L47 136H44V137H42V138L44 139ZM53 137H55V136H53ZM66 137H67V136H66ZM73 137H74V135H73ZM76 137H77V136H76ZM80 137H81V136H80ZM10 138H11V137H10ZM10 138H8V140H9ZM17 138H19V136H18ZM20 138H21V136H20ZM46 138H45V140H47ZM56 138H57V137H56ZM68 138H69V137H68ZM3 139H4V138H3ZM33 139H34V138H33ZM43 139H41V140H43ZM49 139H51V141H49V142H48V141L45 142V140H43L44 142H42V141L39 142V141H40L39 138L37 139V140H39V141H36V142H33V141L31 142V141H30V142H31V143H30L29 141H27V142H25V143H23V144L20 142L22 145H21V144H20V145L17 144V145H18L17 148L19 147L18 150H19L20 148H23V149H24V148H25V149H26V148H31L30 150L35 149L36 152H37L38 150H39V152L42 151V152H40V153H39V152L36 153L35 151H30V150L28 149L31 153H32V152H35V153H33L34 155H35V154L38 155V154H41V153L46 154V152H47L46 150H48V151L51 150V151H49V154H54V152H55V154H54L53 156H55V155H57V156L65 155L66 158H67V156H69L71 161H70V160H67V159L65 158V159H66L67 161H69V162L67 163V161H66V163H65V160L63 159L64 161H62V162L65 163V165H64L63 163H61V164H63V165H62L63 168L60 167L61 164H59V170H51V168L53 169V167H51V166H50L51 168H49V167H45V166H41V165H36L34 162H31V161H32V160H31V159H32V155H31V153L29 154V153L27 152L28 155H27V154L24 155V154H22V153H23L25 150H24L23 152H22V150H21L22 153H21L20 150H19L20 154H22L24 157L26 156V160H25V158L22 156V157H23V158L21 157L22 159H17V160H15V161H16V162H17V161L20 162L21 160H22V161L25 160V161H23V162L21 161L22 163L20 162L19 164H22L23 169L31 170V172L29 171V173H27V174H26V171H25L24 174H26V175H22V173H21V175L23 176V178H22V176H21V179H20V180H23V181L27 182V184L29 183L30 186H26V187H25V186L23 185V187H25V188H23V187L20 188L21 186H19V183H21L20 185H22V184L24 183L23 181L20 182L19 179H17V178L20 176V174L18 173V172H19L18 169H19L20 167H18L17 169L15 168L16 171H18V172H16V174H15V173L13 174V171H14V170L9 169V167H10L9 165H10L11 163L14 164L13 161H14L15 158L12 157L13 159H11V160H13V161H11L10 159H8V161H9V165H8V166H7L5 163H3V164L6 165V167H7L6 170L9 169V170H12V171H10V172H9V171H4V172H2V173H7V172H8V173H7L8 175H9L10 173L13 174V175L10 174L11 176H8V175H4V176H3L2 173L0 172V174H1V176H0V182H2L1 184H2V185L5 184V185L8 187V188H7V187H4V186H5V185H4L3 187H4V188H7L8 190H7V189H6V190L3 189V191H4V190H5L6 192L10 191V193H11V194H10V195H11L10 197H11L16 203L18 202V203H17L18 205L20 204L19 202H22V204H24V203L26 202L25 204H27V203H28L27 201H31V202L34 203V207L36 206L35 208H38L39 206H38V204H36V203L41 202V201L43 200V199H42L43 197L47 199V193L50 192L49 189L51 190L52 188H53V190H54V188L56 189L55 192H56V191H60V193L58 192V196H60V195L63 196L62 194H64V196H66V197H63V198H67V195H69V197L72 198L73 194H77L78 192H81V191L84 190V189H86V190H84V191H92V190H93L95 187H97V186H98L99 188H101L99 184H96V185H97V186H96L95 183H93L94 185L92 184L93 186H95V187L92 186V189H91V185H90V184H89L90 186H88V187H90V188H87V187H86V186L88 185V184H87L88 181L92 179V178L89 179V177H90L89 175L92 176L91 171H93V170H90V169H91L93 166H95V164H96V166H97V162H95V161H99V160H96V159H95V158H97L96 156L91 155V156H93V158H91V157L89 156V153H88L89 151L87 152V149H86V148H88V147H86V146H87V145H85L86 143L83 144V141L81 140L82 138L80 139L82 142L80 141V144H79V145H72V144H74V143H72V144H59L60 141L58 142V140H56V139H54V138H53L54 141H57V142L52 141V140H53V139H52V135L49 136ZM70 139H71V137H70ZM70 139H69V141H70ZM73 139L75 140V138H73ZM87 139L92 140V141H89V140L87 141ZM110 139H111V138H110ZM0 140H1V138H0ZM5 140H7V137H6V136H5L4 141H5ZM74 140H72V141H74ZM107 140H109V139H107ZM4 141H2V142L0 141V143H3ZM76 141L78 142L79 139H78V140H75V142H76ZM114 141H115V140H114ZM37 142H38V143H37ZM100 142H101V143H100ZM108 142H109V141H108ZM108 142H106V143L108 144ZM110 142H111V141H110ZM115 142H116V141H115ZM60 143H62V142H60ZM66 143H67V142H66ZM70 143H71V142H70ZM78 143H79V142H78ZM81 143H82V144H81ZM90 143H89L88 145H91ZM106 143L104 142L103 144H106ZM116 143H117V142H116ZM14 144H15V143H14ZM76 144H77V143H76ZM110 144H111V143H110ZM94 145H93V146H94ZM111 145H112V144H111ZM127 145H129V144H127ZM125 146H126V145H125ZM11 147H12L11 149L14 148V149H13V152H14V151H18V150H16L17 148H16L15 146H11ZM90 147H91V146H90ZM104 147H106V146H104ZM104 147H103V148H104ZM120 147H122V146H120ZM120 147H119V146L117 147V145H115L114 147H110V146H109V148H119V149H121V150H120V151H121V154H122V150H123V151H126V150L129 151V150H130V148H128V149H122L123 147H122V148H120ZM134 147H135V146H134ZM71 148L74 149V150H72ZM103 148H102V149L99 148V150H100V149L103 150ZM109 148H107V150H108ZM105 149H106V148H105ZM26 150H27V149H26ZM52 150H53L54 152H53ZM107 150L105 151L106 154H107V152H108ZM109 150H110V149H109ZM9 151H10V149H9ZM43 151H45V153H44ZM56 151H57V152H60V153H57ZM72 151H73V152H72ZM120 151L117 150V152H118L119 154H120ZM131 151H132V152L129 151L128 153L131 154V155H132V153H133V155H134V151H133L132 148H131ZM11 152H12V151H11ZM13 152H12V153H13ZM50 152H53V153H50ZM101 152H104V151H101ZM105 152H104V153H105ZM109 152H111V153L113 154L112 150L109 151ZM109 152H108V153H109ZM117 152H116V154H118ZM16 153H17V152H16ZM24 153H25V152H24ZM56 153H57V154H56ZM90 153H91V152H90ZM92 153H94V152H92ZM111 153H109V154H111ZM124 153H126V152H124ZM137 153H138V152H137ZM143 153H144V152H143ZM43 154H41V155H43ZM60 154H61V155H60ZM96 154H97V153H96ZM96 154H95V155H96ZM98 154H99V156H103V157H104L103 153H101V154H102V155H101V154L98 152ZM106 154H105V155H106ZM121 154H120V155H121ZM126 154H127V153H126ZM129 154H128V156H130ZM30 155H31V156H30ZM41 155H39V156L41 157ZM46 155H47V154H46ZM120 155H119V156H120ZM123 155H124V156H122V157L124 158V157H125V154H123ZM133 155H132V156H133ZM29 156H30L31 158H30ZM43 156H44V155H43ZM43 156H42V158L44 159ZM71 156H72V157H71ZM99 156H98V157H99ZM113 156H116V155H115V151H114V155H113ZM113 156H111V155L108 156V154H107V157H108L107 160H108L109 158L113 157ZM117 156H118V155H117ZM126 156H127V155H126ZM27 157L30 158V159L28 160ZM33 157H34V156H33ZM40 157H39V158H40ZM55 157H56V156H55ZM69 157H68V159H69ZM120 157H121V156H120ZM120 157H119V158L116 157V158H117L118 162L121 163L122 160H121ZM130 157H131V156H130ZM60 158H63V156L60 157ZM40 159H41V158H40ZM43 159H42V160H43ZM92 159H93V160H92ZM94 159H95V160H94ZM97 159H98V158H97ZM103 159H104V158H103ZM113 159H115V158H113ZM113 159L109 160L110 163H111V161H112ZM119 159H120V161H119ZM127 159H128V158H127ZM88 160H90L89 162H92V161H93V163L95 162L94 165H93V166H91V165H87V164L89 163ZM115 160H116V159H115ZM117 160H116V161H117ZM124 160H126V159H123V161H124ZM6 161H7V160H6ZM10 161H11V163H10ZM126 161H127V160H126ZM0 162H1V161H0ZM2 162H3V161H2ZM2 162H1V163H2ZM35 162H37V161H35ZM44 162H45V161H44ZM83 162H84V163L87 162V164H86L87 166L84 167V166H83ZM99 162H100V161H99ZM113 162H115V161H113ZM127 162H129V161H127ZM130 162H131V160H130ZM1 163H0V165H1ZM6 163H8V162H6ZM45 163H46V162H45ZM81 163H82V166H81ZM123 163H125V162H123ZM133 163H134V162H133ZM17 164H18V163H17ZM89 164H91V163H89ZM111 164H115V163H111ZM117 164H118V163H117ZM121 164H122V163H121ZM121 164H120V165H121ZM125 164H126V163H125ZM127 164H128V163H127ZM11 165H12V164H11ZM52 165H54V164H52ZM57 165H58V164H57ZM84 165H85V164H84ZM115 165H116V164H115ZM115 165H114V167H113V166H112V167L115 168ZM2 166H3V165H2ZM15 166H16V164H15ZM18 166H19V165H18ZM46 166H48V164H47ZM88 166H91V167L86 168V167H88ZM3 167H4V166H3ZM12 167H14V166L12 165ZM83 167H84V168H83ZM0 168H1V166H0ZM55 168H56V167H54V169H55ZM61 168H62V169H61ZM93 168H96V167H93ZM13 169H14V168H13ZM20 169H21V168H20ZM20 169H19V170H20ZM56 169H58V166H57ZM60 169H61V170H60ZM0 170L3 171V169H0ZM4 170H5V168H4ZM96 170H97V169H95V171H96ZM98 170H99V169H98ZM98 170H97V171H98ZM21 171L23 172V170H21ZM32 171L34 172V174H35V172H37L38 175H41L42 178L45 180L44 183H41V182H42V181H41V182H40L41 185H38V184H40V183H39L40 179H39L38 182H37L38 184H35L36 181H37V178H38L39 176L36 174V176H38V177L36 178V176L32 174V173H33ZM97 171H96V172H97ZM99 171H100V170H99ZM27 172H28V171H27ZM63 172H64V173L66 172V174H63ZM61 173H62V174H61ZM67 173L70 174L71 176H69V175L67 176ZM94 173H95V172H94ZM94 173H93V175H94ZM95 174L98 175V173H95ZM14 175H19V176H18V177L15 176L16 178H14V177H12V176H14ZM73 175L76 176V177H78V178L73 177ZM77 175H78V176H77ZM2 176H3V177H2ZM41 176H40L39 178H41ZM95 176H96V175H95ZM24 177H25V179H24ZM71 177H72V178H71ZM92 177H93V176H92ZM19 178H20V177H19ZM35 178H36V179H35ZM42 178H41V180H42ZM95 178H96V177H95ZM176 178H178V177L176 176ZM93 179H94V178H93ZM93 179H92V180H93ZM96 179H98V177H97ZM98 180H99V179H98ZM117 180H119V179H117ZM18 181H19V182H18ZM99 181H100V180H99ZM99 181H98V182H99ZM183 182H184V181H183ZM3 183H4V184H3ZM178 183H179V182H178ZM24 184L27 185L26 183H24ZM29 184H28V185H29ZM33 184H34V187H33ZM2 185L0 186V189H1ZM36 185H38V187H36ZM31 186H32V187H31ZM3 187H2V188H3ZM98 187H97V188H98ZM99 188H98L97 190H99ZM88 189H91V190H88ZM95 189H96V188H95ZM95 189H94V190H95ZM177 189H178V188H177ZM53 190H52V193H53ZM94 190H93V191H94ZM101 190H103V188H101ZM5 191H4V193L6 194ZM0 192L2 193V190H1ZM55 192H54L53 194H55L54 196L56 197L57 194H56ZM95 192H96V190H95ZM174 192H175V191H174ZM176 192H177V190H176ZM52 193H51V194H52ZM107 193H108V192H107ZM179 193H180V192H179ZM183 193H184V192H183ZM213 193H214V192H213ZM215 193H216V192H215ZM218 193H219V192H218ZM8 194H9V192H8ZM49 194H50V193H49ZM59 194H60V195H59ZM222 194H223V193H222ZM222 194H220V195H222ZM6 195H7V194H6ZM6 195H5V196H6ZM70 195H71V196H70ZM176 195H177V194H176ZM214 195H215V194H214ZM49 196L52 197L53 195H49ZM177 196H178V195H177ZM181 196H182V195H181ZM211 196H213V195H211ZM10 197H9V195H8V196L6 197V199L8 198L9 201H8V199H7L6 201L10 202V201H11V200H10ZM50 197H48V198H50ZM220 197H221V196H220ZM225 197H227V196H225ZM228 197H229V196H228ZM4 198H5V197H4ZM61 198H62V197H61ZM223 198H224V197H223ZM52 199H53V197H52ZM92 199H93V198H92ZM216 199H217V198H216ZM235 199H236V198H235ZM0 200H1V199H0ZM44 200H45V199H44ZM44 200H43V201H44ZM47 200H48V199H47ZM50 200H51V199H50ZM50 200L47 201L48 204H47L46 200H45L43 203H44L45 205H46V204L49 205V202L55 204V203L58 201V200H55V199H54L55 202H54V200H53V202H52V201H50ZM60 200H61V199H60ZM67 200H68V199H67ZM67 200H66V201H67ZM81 200H82V199H81ZM81 200L78 199V202H77V200H73V202H72L73 204H72V205L75 206L76 204H78V205L75 206V207H77V208H76L77 210H76L75 207L73 206L74 209L76 210L75 212H79V211H78L79 209H81L80 211L82 212L83 210H85V209H87L89 206H91V205L86 206L87 204L84 205L83 203H84L85 200L82 201L83 203L81 202ZM222 200H223V199H222ZM226 200H227V199H226ZM226 200H225V201H226ZM229 200H230V199H229ZM3 201H4V200H3ZM6 201H5V202H6ZM14 201H13V202H14ZM24 201H25V202H24ZM64 201H65V199H64ZM68 201L71 202L72 200H68ZM68 201H67V202H68ZM74 201H76V202H74ZM79 201L85 206V209L83 208V206L81 205V203H80ZM115 201H116V200H115ZM227 201H228V200H227ZM231 201H232V200H231ZM8 202H6L7 205H8ZM23 202H24V203H23ZM35 202H36V203H35ZM58 202H59V201H58ZM60 202L62 203V200H61ZM60 202L58 203V204H59V207H60V204H61ZM69 202H68V203H69ZM111 202H112V201H111ZM120 202H121V201H120ZM215 202H217V201H215ZM220 202H221V201H220ZM220 202H219V204H220ZM10 203H12V202H10ZM16 203H14V205H17ZM41 203H42V202H41ZM43 203H42L41 205H43ZM68 203H66V206H65V207H64V204H65V203H64V204L62 203L63 205L61 204L62 206H61L60 208H63V207H64V208L66 209L65 211L71 212V214H72V210H70V211L68 210V209H70V208L72 207V205H71V203H69V204H68ZM74 203H75V204H74ZM230 203H231V202H230ZM232 203H233V202H232ZM22 204H21V205H22ZM25 204H24V205H25ZM35 204H36V205H35ZM58 204H55V205L57 206ZM67 204L70 205L71 207H70V206H67ZM99 204H101V203L99 202ZM102 204H103V205H106V202H102ZM118 204L120 205V207L126 205V206H124V207H126V209H127V207H128L127 204H123V205H121L122 203H118ZM233 204H234V203H233ZM14 205H13V207H14ZM18 205H17V206H18ZM39 205H40V204H39ZM41 205H40L39 209H40V210H44V209H45V212L43 211L44 214L41 212V213L43 214V216L45 215V213H47L46 211H49L48 209H51L50 212H52V210H53L54 208H55L56 210H58V208L54 207V205H53V207H54V208H53V207L51 206V204L49 205L50 207L46 205L47 207H49L48 209H47V207H46L45 205H44L45 207L42 208L43 206H41ZM94 205H96V204H94ZM97 205H98V204H97ZM103 205H101V206H103ZM114 205H115V204H113V206H114ZM116 205H117V204H116ZM116 205H115L114 208L118 207V210H119L120 207H119L118 205H117V206H116ZM166 205H167V204H166ZM220 205H221V204H220ZM235 205H236V204H235ZM26 206H27V205L23 206V207L25 208L24 211L27 210V209H26ZM29 206L32 207L33 204H31V205L28 204V207H27V208H29ZM92 206H93V205H92ZM99 206H100V205H98L97 207H99ZM106 206H108V205H106ZM227 206H228V205H227ZM233 206H234V205H233ZM13 207H12V208H13ZM15 207H16V206H15ZM15 207H14V208H15ZM18 207H19V206H18ZM18 207H17V208H18ZM20 207H21V206H20ZM20 207H19L18 209H20ZM34 207H33V208H34ZM51 207H52V208H51ZM66 207H68V208H66ZM69 207H70V208H69ZM95 207H96V206H95ZM97 207H96V208H97ZM104 207H105V206H103L102 208H104ZM124 207H122V208H124ZM228 207H229V206H228ZM228 207H227V208H228ZM238 207H239V206H238ZM246 207H247V206H246ZM17 208L15 209V211L18 210ZM24 208H22V210H23ZM33 208H32V209H33ZM60 208H59V209H60ZM90 208H91V207H90ZM90 208H88V209L90 210ZM105 208H106V207H105ZM114 208H113V210H112V215H113V213H114V216H116V217L118 216V217H119L120 211L117 212V213H115V212H114V211H115ZM122 208H121V209H122ZM142 208H143V207L140 208V214H139L140 216H141V212H142V210H143L145 207H144L143 209H142ZM231 208H232V207L230 206V210H231ZM235 208H236V207H235ZM235 208H234V209H235ZM241 208H242V207H241ZM244 208H245V207H244ZM244 208H243V209H244ZM29 209H31V208H29ZM32 209H31V210H32ZM46 209H47V210H46ZM55 209H54V212H53V213H50L49 215H47V214H48V213H47V214L45 215V217L47 216V218L49 219L48 221H50L51 219H53V218L55 217V218L53 219L54 222H52L53 224H54L55 221L57 220V219H56V216H57V215H56V213H55V211H56ZM72 209H73V208H72ZM74 209H73V210H74ZM82 209H83V210H82ZM92 209H93V211L95 210L94 206L92 207ZM100 209H101V208H100ZM100 209H99V210H100ZM116 209H117V208H116ZM121 209H120V210H121ZM128 209H130V207H128ZM135 209H136V208H135ZM135 209H134V210H135ZM146 209H147V208H146ZM146 209L142 212V213H143L142 216L145 215L144 217H147V216L149 215V214H148V215L146 216V214H147V213H146V212H147ZM237 209H238V208H237ZM6 210H7V209H4V213H5ZM11 210H12V211H11ZM11 210L8 208V210H7L8 212H6V213H8V214H6V213H5V214H4V213H1V212H3V210H1V212H0L2 215H4L3 218H9V219H4V220H7L8 222H11V221L13 222V220H15V219L18 218V216H23V215H18V216L15 218V216H16L15 214H26V212H28V211H26V212L24 213V212H22V210H18V213H16V212L14 211V215H15V216H11L10 214H11V212H13V209H11ZM31 210H30V211H31ZM60 210L62 211L63 209H60ZM60 210H58V211H60ZM124 210H125V209H124ZM124 210H123V211L121 210V211L124 212V213H126V214L129 212V211L127 212V210H126V211H124ZM147 210H148V209H147ZM163 210H165L164 207H163ZM163 210H162V211H163ZM168 210H169V209L167 208V211H168ZM228 210H229V209H228ZM239 210H240V209H239ZM239 210H238V211H239ZM241 210H242V209H241ZM20 211H21L22 213H21ZM35 211L38 212V209L35 210ZM93 211L90 210V212H89L88 210H85V211H83L84 213H80V215H78V214H79V213H78V214H76L75 217H77V215L82 217V215L85 214V212H86V213L89 212L88 215L85 216V218H86V217H88L89 214H90L91 212H93ZM96 211H97V209H96ZM116 211H117V210H116ZM130 211H131V210H130ZM137 211H139V209H138ZM145 211H146V212H145ZM169 211H170V210H169ZM174 211H175V210H174ZM178 211H179V210H178ZM242 211H243V210H242ZM247 211H248V210H247ZM9 212H10V214H9ZM19 212H20V213H19ZM62 212L64 213V210H63ZM73 212H74V211H73ZM109 212H110V211H109ZM135 212H136V210H135ZM149 212H150V211H149ZM163 212H164V211H163ZM170 212H171V211H170ZM175 212H176V211H175ZM235 212H236V211H235ZM32 213H34V210H33ZM38 213L40 214V211H39ZM38 213H37V214H38ZM58 213H59V212H57V214H58ZM60 213H61V212H60ZM96 213L98 214V213H100V211H99V212L97 211ZM96 213L94 214V212H93V213H91V215H92V214L96 215ZM104 213H105V215H104ZM106 213H107V212H104V211H103V215H101V214H102V212H101L100 215L98 216V217H100V218H98L97 215H96V216L92 215V216H94V217H92V218H94V219H92V220L95 221V219H96V217H97L98 219H96V220H98V223L101 222V224H103V226H104L105 224H106V225H107V224H110V225H112V226H113V225L115 226L116 223H113V222L115 221V220L113 221V219H114L115 217L112 219V217H110V216H109L108 214H106ZM118 213H119V214H118ZM124 213H123V214H124ZM144 213H146V214H144ZM165 213H166V212H165ZM167 213H168V212H167ZM179 213H180V212H179ZM237 213H238V212H237ZM241 213H242V212H241ZM246 213H247V212H246ZM1 214H0V215H1ZM37 214H36V215H37ZM39 214H38V216H40ZM52 214H53V215L55 214V215L53 216ZM68 214H69V213H68ZM74 214H75V213H74ZM74 214H73V215H74ZM116 214H118V215H116ZM126 214H124V215H126ZM128 214H129V213H128ZM131 214H132V211H131L130 214L127 215V216H129V218H133V217H135V216H132V215H135L134 213H133L132 215H131ZM136 214H137V217H138V216H139V215H138V212H136ZM150 214H151V212H150ZM152 214H153V213H152ZM152 214L149 215V216L147 217V219H150L149 222L152 221V220H151V217L153 216ZM168 214H169V213H168ZM170 214H171V213H170ZM243 214H244V213H243ZM2 215H1V216H2ZM5 215H8V217L5 216ZM29 215H30V214H28V216H29ZM50 215H51V216H50ZM65 215H67V214H65ZM65 215H64V216H65ZM73 215H71V216H73ZM85 215H86V214H85ZM91 215L89 216V218H91ZM130 215H131L132 217H130ZM173 215H174V214H173ZM183 215H184V214H183ZM251 215H252V214H251ZM251 215H250V216H251ZM9 216H11V218H10ZM26 216H27V215H26ZM28 216H27V217H28ZM41 216H42V215H41ZM41 216H40V217H41ZM43 216H42V217H43ZM48 216H50L51 219H50V217H48ZM52 216H53V217H52ZM58 216H59V215H58ZM64 216L62 215L61 218H60V216H59V218H58V217H57V218H58L59 221H60V219H62ZM142 216H141V217H142ZM150 216H151V217H150ZM154 216H155V214H154ZM154 216L152 217L153 219H155ZM169 216H170V215H169ZM169 216H168V217H169ZM177 216H179V215H177ZM244 216H246V215L244 214ZM262 216H263V215H262ZM12 217H14V218L12 219ZM24 217H25V216H24ZM42 217H41V218H42ZM73 217H74V216H73ZM73 217H72V218H73ZM120 217H121V220L124 219L123 216H122V213L120 214ZM120 217H119V221H120ZM149 217H150V218H149ZM251 217H252V216H251ZM253 217H254V216H253ZM3 218H0L1 222H2V221L4 222V220H2ZM19 218H20V217H19ZM19 218H18V219H19ZM21 218H22V217H21ZM21 218H20V219H21ZM29 218H30V217H29ZM65 218H66V217H65ZM65 218H63V219H65ZM67 218H68V215H67ZM67 218H66L65 220H66V221H69V220H70V217L68 218L69 220H67ZM83 218H84V217H83ZM85 218H84V219H85ZM122 218H123V219H122ZM127 218H128V217H125V219H126L127 221H126V220H123V224H122V225H120V224L118 223L119 225L116 226L115 228L113 227V229H116V232H118V231H117V228H118V227L121 228V229L123 228L127 233H128V231L130 230V232H129V237H128V236L125 237V239L130 243L129 245H128V244L126 245L127 242H125V245H126V246H129V249H125V248H127V247H125L124 242H123V244H121V246L124 245V247L119 246V245H120L119 243L121 242V240H119L118 238H120V237L123 236V238H121L122 241H123V240H124V235L118 233V234H120L121 236H120V235L116 236V235H114L115 230H112V231H113V235L115 236V237L113 238V239H114L113 241H116V240H119V241H120L119 243H118V241L116 242V244H117V245H116V248H118L119 251H121L120 254H123V256H124V255L126 256V254H127V255L129 254V256H130V254H132V256H133V255H135V254L137 255V253L140 252V254H139L140 257H139V258H140L141 260H139V258H135L136 255H135V257H134L136 260L138 259V262L135 260V261L137 262V264H138V263L141 264V262H142L143 264H148V263H151L150 261L153 259L152 257H153V256H154V257L157 256V255H158L157 252L161 251V250H158V249H163V250H164L166 247H169L170 245H171V246H174V245H172V244H174V243L169 244L170 242H173V241H170V242H169V240H167L169 237H168V238H165V237H164L165 239L163 238L164 235H162V238H163L164 241L162 240V238H160V240H157V239H159V237H158L159 235H158V234L161 233L160 231H162V232L164 231L163 228H160V227H162L163 224L161 225L160 221H158L159 219H158V220H157V219L154 220V221H157V224H156V222H153V223L151 222L152 225H153V224H156V225L159 226V227H158V226H155V225H154L155 227H153L154 229L158 230V231H156V230L153 229L154 232L156 231L158 234H156V233H152V232H153L152 229H151L152 232L150 231L151 234H156V235H158V236H157L158 238L155 237V240H154L153 243H155V242H157V241L161 242V243H158V244H159L158 246L156 245L158 248H155V245H152V243L150 244L149 241H148V240L151 239L153 236L150 235V233H148V232H149V229L147 228L148 226H146V223H145V225H144V226H146V227H144V228H145L144 231L146 232V231L148 230L146 234H149L150 236H152L151 238H149V235H146L145 232H144L143 230H141V231H138V230H137L138 233L135 231L136 229H139V228H140V229H141V228L143 229V224H142V223H140V224H142V225L139 224V225H140L139 228H135V230H134L133 228H130V227H131L130 224L132 225V223H134V219H135V218H134V219H131V221H133V222H131V223L128 222V221H130V220H129V218H128V219H127ZM139 218H140V217H139ZM157 218H158V217H157ZM169 218H170V217H169ZM172 218H173V217H171V219H172ZM246 218H247V217H246ZM255 218H256V217H255ZM259 218H260V217H259ZM259 218H257V219H259ZM10 219H11V221H9ZM20 219H19V220H20ZM25 219H26V218H25ZM25 219H24V220H25ZM55 219H56V220H55ZM63 219H62V220H63ZM79 219H80V217H79ZM79 219H78V220H79ZM84 219L81 218V220H84ZM86 219H87V218H86ZM175 219H176V218H175ZM185 219H186V217H185ZM247 219H248V218H247ZM19 220L14 221V223L17 222V221H19ZM22 220H23V218L20 220V224L23 223V226H24V224L27 222V220H26V222H23L24 220H23V221H22ZM65 220H63V221H65ZM87 220H88V219H87ZM89 220L91 221V219H89ZM111 220H112L113 222H112ZM116 220H118V218H117ZM169 220H170V219H169ZM173 220H174V219H173ZM178 220H179V219H178ZM180 220H181V219H180ZM248 220H250V219H248ZM21 221H22V223H21ZM57 221H58V220H57ZM57 221H56V222H57ZM59 221L57 222V224L60 226L61 223H60ZM66 221H65V222H62V223H63V225H65L64 228L67 227L68 232H67L66 230H64L63 225L61 224V226H62L63 229H62L61 227H60L61 229L57 227L58 229H56L57 231H56L55 235H57V236H58V235H62V232H63V231L60 232V230H64V231H66L67 233H64V232H63V235H62V236L65 237L64 234H66L67 237H68L67 239H66V237H65V239H63L64 241L66 240L65 242H67V240L70 241V239H71V241L74 240L75 242L80 243L81 246H78L79 244L75 246V243L72 241V242H71V245L74 244L73 246H71L72 248L69 247L70 244H69V245L67 246V248H66L65 246H66V244H67L68 242H67V243H65V242H61V241H62V237H61V241H59V240H60V239H58L59 237H56V238L58 239V241L60 242V244L63 245V244L65 243V246L63 247V246L57 244V243H59V242H56V245H57V246H61V249L58 247L59 250H62V249L64 248L63 250H65L66 252H68V251H72V252H68L69 254H67L65 251L59 252L60 254H58V255L55 254V255L58 257L57 259H59V260H61L60 258L62 257V256L60 257L59 255H63V256L65 255V256H67L66 258H65V257H62V258H63L62 260H63V263H64V264L67 263V260H68V263H69L70 261H72V263H69V264H73L74 262L77 263V261H79V259H80L79 257H80V256L82 257V254H83L82 252H84L85 254H86V252H87V256H86L85 254H84L83 256H86V257L88 258V257L90 256V254L93 253V252H91V253L89 252V250L92 251V249H93L94 251H98V252H100V254H99L98 252H97V254H99L101 258H100L98 255H97L98 257H96V255H95L96 252H95V254H91V255H95V257H94V256H91V257H90L91 260H92V257H94V259L96 258L95 260H98V259L100 258V261H101V259L103 258L102 263H101L100 261H98V262L101 263V264H106V263H104L105 261H107V263H108L109 259L104 261V259H107V258H110V259L113 258V259L116 260V261H117L118 259H119V260L121 259V257L115 259V258H116V255L118 254V253H117V252H118V251H117L118 249H117L116 252H115V249H114L115 246H114V245H113L114 248H113V247H112V248L114 249V252L116 253V255L113 256L112 258L109 257V256H112V254H115V253H111V252L109 251V249H108V247H109L110 245H112V244H110V243H113V242H112V237H113V236H109L110 234H112V231H111V233L109 232L110 234H106L105 232L102 234V232H99L100 230H101V231H106V230H104L105 228H106V229H108L109 227L112 228V226H109V225H108V226H109L108 228L105 227V226H104V227H105V228H104L102 225H101V226H102V227H101V226L98 224V226H100V228H101V229H100L99 227H97V229H100V230L98 231V230L96 229V227H95V226H97V224H95V223H97L96 221H95V223H92L93 221L88 222V223H84V221H83L84 224H86V225L89 224V225H88V226L84 225V226H86V227H84V226L82 225V227H76V228H75L74 225H75L76 223L78 224V222H74V223H73L74 225H73L72 228H71V226H68V225H70V223H69V224H66ZM85 221H86V220H85ZM124 221H126L127 223H129V224L126 223L127 225H129V227H126ZM135 221H136V219H135ZM181 221H182V220H181ZM181 221H180V222H181ZM189 221H190V220H189ZM251 221H252V220H251ZM255 221H256V220H255ZM260 221H262V220H260ZM263 221H264V220H263ZM5 222H6V221H5ZM31 222H32V221H31ZM31 222H30V223H31ZM35 222H36V221L33 222L34 225H35V226L37 225L36 227H38L39 224H40V225H41V226H40V229H42V230H44L43 228H46V226L48 225V222H47L46 226H45V224H44V226H42L43 224H41V223H39V224L36 223V224H35ZM86 222H87V221H86ZM116 222H118V221H116ZM141 222H142V221H141ZM174 222H175V221H174ZM182 222H183V221H182ZM258 222H259V221H258ZM27 223H29V222H27ZM33 223H31V224L29 225V226H31V227L28 226L29 230H31L32 232H33V230L30 229V228H33V227H32V226H33ZM42 223H43V222H42ZM49 223H51V222H49ZM52 223H51V224H52ZM80 223H81V222H79V224H80ZM91 223L93 224V226H91V227H94L95 230H94V228H92V230L89 228ZM159 223H160V224H159ZM5 224H6V223H5ZM12 224H13V223H12ZM12 224L10 223L11 226H12ZM17 224H18V223H17ZM17 224H15V225H17ZM20 224H19V225H20ZM53 224H52V225H53ZM81 224H82V223H81ZM92 224H91V225H92ZM147 224H149V225L151 226L150 223H147ZM177 224H178V223H177ZM180 224H181V223H180ZM1 225H2V223L0 224V226H1ZM13 225H14V224H13ZM15 225H14V227H15ZM52 225H51V226H52ZM66 225H67V226H66ZM94 225H95V226H94ZM123 225H125L126 229L123 227ZM160 225H161V226H160ZM183 225H184V226L186 225V227L188 226L187 228H190L191 231H194V232H205V233H209V232H210V231H208L206 228H205V229H206L207 231H206L205 229H204V230L200 229L199 227H200L201 224L199 225V227H197V225L194 226V225L189 224L188 221H187V222L184 221V222H183ZM183 225H182V226H183ZM257 225H258V224H257ZM2 226H3V225H2ZM4 226H5V225H4ZM4 226H3V227H4ZM23 226H22V227H23ZM53 226H54V227H52V228H53V232H54V229H55V226H56V225H53ZM77 226H78V225H77ZM79 226H80V225H79ZM141 226H142V227H141ZM178 226H179V224H178ZM178 226H177V227H178ZM184 226H183V227H184ZM206 226H207V225H206ZM3 227H1V230H2ZM8 227H9V226H8ZM8 227L6 226V228H8ZM12 227H13V226H12ZM17 227H18V225H17ZM48 227L50 228V224L47 226V228H48ZM69 227H70L71 229H70ZM73 227H74V228H73ZM87 227H88V228H87ZM186 227H184V228H186ZM202 227H203V226H201V228H202ZM207 227H208V226H207ZM255 227H256V226H255ZM9 228H11V227H9ZM15 228H16V227H15ZM15 228H13V230H14ZM26 228H27V226H26V224H25V227L22 228L23 231H24ZM38 228H39V227H38ZM47 228H46V229H47ZM68 228H69L70 230H69ZM119 228H118V229H119ZM129 228H130V229H129ZM146 228H147V229H146ZM150 228H152V226H151ZM157 228H158V229H157ZM175 228H176V227H175ZM178 228H179V227H178ZM233 228H234V227H233ZM241 228H242V227H241ZM261 228H264V227H261ZM4 229H5V228H3V230H4ZM34 229H35V228H34ZM102 229H103V230H102ZM109 229H110V228H109ZM121 229H120V232H121ZM123 229H122V230H123ZM128 229H129V230H128ZM131 229H133V231H131ZM160 229H162V230H160ZM209 229H210V228H209ZM212 229H213V228H212ZM247 229H248V228H247ZM3 230H2V233H4V232L6 231V229H5V231H3ZM8 230H9V229H8ZM8 230H7V232H8ZM29 230H25V232H26V231H29ZM42 230H40V231L42 232ZM93 230H94V231H93ZM110 230H111V229H110ZM176 230H177V229H176ZM179 230H180V231H178L177 233L180 232L181 234H183V238H182V239H184L185 241L189 242V244H190V242H191V245H193L194 242H195V241L192 242V241L194 240L193 237H192L193 235L191 236V234H189V233H185V232L181 231V229H179ZM182 230H184V229H182ZM186 230H187V229H186ZM210 230H211V229H210ZM213 230H215V229H213ZM216 230H217V229H216ZM241 230H242V229H241ZM251 230H252V229H251ZM257 230H258V229H257ZM16 231H18V230L15 229V230L13 231V232H14V233H13V232L10 230V231L8 232V234L6 233L7 235H5V236H8V235H9L8 237H9V238L11 237V238L9 239V238L5 237V239L7 238L8 241H7V240H4V241H7V242L12 241V242H13V247H11V248L8 247V249L10 248V249H16V250L18 249V250H19V249H21V247L25 248L24 245L26 244L25 246H27L28 243H29V242L31 241V239L33 238V239H32V240H33V243H35V244L32 243V245H33L32 247L35 248V251H34V250H33V251H34L35 253H36V252L39 253V252H41L42 250H44V251H42V254H45L44 257L46 256V259H45L46 262H45V260H44V258H43V255H42V256L40 255L41 253H40V254L37 253L36 255H40V256H39L40 259L43 258V260H44L45 263H47L49 260H52V258L54 259L55 255H54V257H51V256H52V255H51L52 252H50L49 249L46 248V247L49 245L48 242H52V244H53V243H55L54 241H57L56 238H55V235H53L54 233H51V234L53 235V237H54L55 240L53 239V237H52L51 234H50V236L52 237V239H53L54 241H52V240L49 241V238H48V237H50V236L47 235L48 237H46V238L48 239V242H47L48 245L43 244V245H44L43 248H46L47 250H46V249H43V248H42V250H41V247H42V246H41L40 248H37V247H39V245H40L39 242H38V241H40V240H38V239L36 240L37 237H35L36 235L34 234V233H36V230L33 232V234H32V233H28V232L25 233V234H26L27 236H29V237H31V236H30L31 234L34 235L35 240H34V237H33V236H32L31 239L28 238V237H26V238L29 239V241L26 240V238H25L26 235L24 234L23 231H22V234H23V235L20 233V232H21V228H20V227H19V231H20V232H17V233H16ZM31 231H29V232H31ZM107 231H108V230H107ZM142 231H143V234H145V237L149 238L148 240H147V238H144V237H141V236L138 235L140 232L142 233ZM165 231H166V230H165ZM188 231H189V229H188ZM233 231H234V230H233ZM242 231H243V230H242ZM47 232H51V231H50V230H49V231H46V233L43 232L45 235H42V233H41V235L45 238ZM116 232H115V233H116ZM133 232H134V233H133ZM135 232H136V233H135ZM168 232H169V231H168ZM211 232H212V231H211ZM211 232H210V233H211ZM228 232H229V231H228ZM2 233H1V231H0V234H2ZM10 233H11V234H10ZM18 233H19V234H18ZM27 233H28V234H27ZM57 233H59V234H57ZM122 233H123V232H122ZM141 233H140V234H141ZM175 233H176V232H175ZM180 233H179V234H180ZM234 233H235V231H234ZM238 233H239V232H238ZM245 233H247L246 230H245ZM254 233H255V232H254ZM263 233H264V232H263ZM4 234H5V233H4ZM20 234H21V235H20ZM37 234H38V233H37ZM39 234H40V232H39ZM48 234H49V233H48ZM104 234H105V235H104ZM116 234H117V233H116ZM123 234H126V233H123ZM163 234H166V233L163 232ZM181 234H180V235H181ZM194 234H195V233H194ZM230 234H232V233H230ZM243 234H244V233H243ZM41 235H40V236H41ZM99 235H100V236H99ZM103 235H104V238L102 237ZM170 235H171V234H170ZM200 235H201V234H200ZM210 235H211V234H210ZM220 235H221V234H220ZM236 235H237V234H236ZM241 235H242V234H241ZM241 235H240V236H241ZM107 236H108V237H107ZM154 236H155V235H154ZM217 236H218V238H219V235H217ZM238 236H239V235H238ZM249 236H252V235L249 234ZM1 237H2V238H1ZM1 237H0L1 239H4V235H1ZM51 237H50V238H51ZM105 237L108 238V239H106ZM109 237L111 238V240L109 239ZM116 237H117V239H116ZM160 237H161V235H160ZM171 237H172V235H171ZM181 237H182V236H181ZM221 237H222V236H221ZM235 237H236V236H235ZM247 237H248V235L246 236V238H247ZM253 237L255 238V236H253ZM257 237H258V236H257ZM257 237H256V238H257ZM143 238H144V239H143ZM215 238L218 239V238L216 237V235H215ZM248 238H249V237H248ZM248 238H247V239H248ZM1 239H0V246H1ZM21 239H23V241L25 240L24 242H21V243H25V244H19L20 241H21ZM47 239H45V240H47ZM152 239H153V238H152ZM152 239H151V240H152ZM172 239H173V238H172ZM204 239H205V238H204ZM216 239H215V240H216ZM222 239H223V238H219V240H218L219 242L216 241L217 243H219L220 246H221V241L224 242ZM236 239H237V238H236ZM238 239H239V238H238ZM238 239H237V240H238ZM240 239H241V238H240ZM106 240L111 241V242H110V243H109V242H105ZM126 240H124V241H126ZM156 240H157V241H156ZM161 240H162L163 242H162ZM220 240H221V241H220ZM250 240H252V239H250ZM36 241H37V242H36ZM196 241H197V240H196ZM240 241H241V240H240ZM242 241H243V240H242ZM254 241H255V242H254ZM254 241L252 242V243H253L252 246H251L250 243H249V245H247V246H249L248 248H246V245H242V242H240V243L237 244V242H239V241H237L236 244H237V245H240V244H241V245L239 246L240 248L243 246L244 249H243V250L241 249L240 252H242V251L244 252V251H245L247 255L250 253V255H251V256L253 255V257H254V255H255V256H256L255 258H257V256H258L261 260H263L262 263H264V244L261 243V244H262V245H261L260 242H258V244H257V241H258V240H257V241L254 240ZM12 242H10V243H12ZM18 242H19V243H18ZM26 242H28V243H26ZM40 242H42V241H40ZM151 242H152V241H151ZM183 242H184V241H183ZM187 242H186V243H187ZM198 242H199V241H198ZM225 242H227V240H226ZM225 242H224V243L222 244V246H221V247L224 248V250L228 249L229 246H230V245L227 243V244H228V245H227L228 247L226 246V247H227V248H226L225 245H224ZM232 242H233V241H232ZM246 242H248V241H245V243H246ZM249 242H250V241H249ZM262 242H263V241H262ZM15 243L17 244V247L15 246ZM36 243H37L38 245H36ZM69 243H70V242H69ZM104 243L109 244V246L106 247L107 250H108L109 252H108V251L106 252V250H105V252H106L107 254L109 253V254H108L109 256L106 255L105 252H104V253L102 252V250L104 249V247H103V244H104ZM114 243H115V242H114ZM121 243H122V242H121ZM165 243H166V245H165ZM245 243H243V244H245ZM18 244L21 246V247L19 246L20 248L18 247ZM132 244H133L134 246L136 245V246L138 247V249H134V248H137V247L132 248L135 252H133L132 249H131V247H132L131 245H132ZM155 244H156V243H155ZM184 244H185V243H184ZM207 244H208V243H207ZM246 244H248V243H246ZM259 244H260V245H259ZM29 245H30V247H31V242H30ZM29 245H28V247H29ZM34 245H35V247H34ZM41 245H42V243H41ZM104 245H105V244H104ZM191 245H190V246H191ZM194 245H195L194 247L197 246L196 243H195ZM216 245H217V244H216ZM216 245H215L214 247L211 246V248L214 249L215 252L218 251L217 248H218V249H221V248H219V246L217 247ZM223 245H224V246H223ZM45 246H46V247H45ZM50 246H51V245H50ZM50 246H48V247L51 248ZM82 246H86V248H85V247H82ZM130 246H131V247H130ZM165 246H166V247H165ZM250 246H251V247H250ZM28 247H27V248H28ZM32 247H31V248H32ZM52 247H53V248H51V249H55V248H56L55 245L52 246ZM54 247H55V248H54ZM62 247H63V248H62ZM68 247H69V250H68ZM74 247H75V249H73ZM87 247H88V248H87ZM199 247H200V246H199ZM201 247H202V246H201ZM215 247H217V248H215ZM0 248H1V247H0ZM2 248H3V249H6L4 246H3ZM23 248H22V249H23ZM31 248L29 249V251L32 250ZM36 248H37L38 250H37ZM58 248H57V250H58ZM65 248H66L67 250H66ZM106 248H105V249H106ZM120 248L125 249L126 252H128V253H123V252H125V251H124L123 249L120 250ZM8 249H7V250H8ZM70 249H72V250H70ZM110 249H111V248H110ZM167 249H168V252H167V253H166V252H161L162 255H163L164 257H162L161 254L158 255L160 261H162L163 264H196V263H195L196 261L194 262V260H193V259H194V258H193L194 256H193V257L191 256V257L193 258V259H192L191 257L184 256V255H185L184 252H183L184 255H182V253H180L179 250H177L178 252L175 251V250L177 249V247H176V249H175V248H174V249L167 248ZM169 249H170V250H169ZM178 249H179V248H178ZM199 249H200V248H199ZM199 249L197 248V251H198ZM203 249H204V248H203ZM208 249H210V248H208ZM215 249H216V250H215ZM229 249H230V248H229ZM229 249H228V250H229ZM231 249H232V246H231ZM0 250L2 251V249H0ZM16 250H15L14 252L18 254V252H16ZM23 250H24V249H23ZM23 250H22V252H23ZM40 250H41V251H40ZM59 250H58V251H59ZM79 250L82 251V252H80V253H82V254L79 253ZM127 250H128V251H127ZM136 250H139V251L136 252ZM228 250H227V251H228ZM232 250H233V249H232ZM1 251H0V252H1ZM9 251H11V250H8V252H9ZM24 251H26V249H25ZM46 251H47V252L49 251V252L46 253ZM55 251H56V250H55ZM55 251L53 250V253H58L57 251H56V252H55ZM85 251H86V252H85ZM112 251H113V250H112ZM122 251H123V252H122ZM129 251H131V252H133V253H135V254H133V253H129ZM165 251H166V249H165ZM181 251H182V250H181ZM199 251H200V250H199ZM205 251H206V249H205ZM208 251H209V250H208ZM210 251H211V250H210ZM210 251H209V252H210ZM222 251H223V249H222ZM227 251H226V252H227ZM229 251H230V254L232 253L233 256H235L234 253H233L234 250H233V251L229 250ZM238 251H239V250H238ZM5 252H6V251H5ZM14 252H12V253H14ZM34 252L31 251L30 253H34ZM43 252H45V253H43ZM64 252H65V254H64ZM88 252H89V253H88ZM101 252H102V253H101ZM202 252H203V251H202ZM211 252H212V251H211ZM220 252H221V250H220ZM226 252H225V253H226ZM236 252H237V251H236ZM236 252H235V253H236ZM245 252H244V253H245ZM9 253H10V252H9ZM9 253H8V254H9ZM12 253H11V254H12ZM20 253H21V252H20ZM20 253H19V255H20ZM30 253L28 252V255H29ZM53 253H52V254H53ZM61 253H63V254H61ZM206 253H208V252L206 251ZM218 253H219V252H217V254H218ZM221 253H222V252H221ZM221 253H219V255H220ZM3 254H4V253H3ZM6 254H7V253H5V255H6ZM47 254H48V255L50 254V257H51L50 259H47V257H48ZM104 254H105V255H104ZM141 254H142L143 258H142V256H141ZM156 254H157V255H156ZM210 254H211V253H210ZM230 254H229V255H230ZM232 254H231V257H232ZM0 255H2V254H0ZM9 255H10V254H9ZM26 255H27V254H26ZM33 255L36 256L35 254H30L31 257H32ZM88 255H89V256H88ZM211 255H212V254H211ZM219 255H218V256H219ZM226 255H227V254H226ZM250 255H249V256H250ZM7 256H8V255H7ZM22 256H23V254L21 255V257H22ZM30 256H28V259H26V260H29V259L31 260V259L33 258V257H32V258H29ZM117 256L119 257V254H118ZM121 256H122V255H121ZM123 256H122V258L125 259L126 257H125V256L123 257ZM129 256H127V257L130 258V259H128V258H127V259H128V260H132V262H133L134 258L132 257V259H131V256H130V257H129ZM160 256H161V257H160ZM249 256H248V257H249ZM0 257H1V256H0ZM2 257H3V256H2ZM2 257H1V258H2ZM9 257H11V255H10ZM17 257H18V256H17ZM39 257H38V258H39ZM59 257H60V258H59ZM68 257H71V258L68 259ZM73 257H74V259H75L76 257H78L79 259L77 260V258H76L77 261L74 260V262H73V259H72ZM86 257H85L84 259L87 260V262H89L88 264H91L90 261H88L90 258H89V259H86ZM137 257H138V255H137ZM222 257H223V256H222ZM237 257H238V256H237ZM1 258H0V259H1ZM15 258H16V257H15ZM18 258H20V257H18ZM26 258H27V257H26ZM200 258H201V257H200ZM226 258H227V257H226ZM235 258H236V257H235ZM243 258H244V257H243ZM245 258H246V257H245ZM251 258H252V257H251ZM259 258H258V259H259ZM4 259H9V258H3V260H4ZM16 259H17V258H16ZM16 259H15L14 261H16ZM34 259H35V257L33 258V260H34ZM40 259H39V260H40ZM57 259H56V257H55V260H56V261H57ZM64 259H67V260H66V263H65ZM81 259H83V258H81ZM81 259H80V260H81ZM84 259H83V261H85ZM113 259L111 260V262L109 261L108 264H112ZM150 259H151V260H150ZM224 259H225V258H224ZM228 259H229V258H228ZM237 259H238V258H237ZM237 259H236V260H237ZM20 260H21V258H20ZM26 260H25V261H26ZM30 260H29V261H30ZM39 260H37V261H39ZM47 260H48V261H47ZM59 260H58V263L63 264V263L59 262ZM69 260H70V261H69ZM119 260L117 261L119 264H121L123 261L125 262L124 264H126V263H129V264H130V262H131V261L127 262V261H125V260H126V259H125V260H123V261L120 260V261H122V262L120 263ZM239 260H240V259H239ZM248 260H249V259H248ZM251 260H252V259H251ZM4 261H6V260H4ZM18 261H19V260H18ZM18 261H17V264L19 263ZM22 261H24V259H22ZM22 261H21V262H22ZM40 261H42V260H40ZM40 261L37 262V263L39 264ZM52 261H53V260H52ZM56 261H55V262H56ZM92 261H93V260H92ZM103 261H104V262H103ZM139 261H140V262H139ZM249 261H250V260H249ZM249 261H248V262H249ZM252 261H253V263H254V260H252ZM2 262H3V261H2V259H1V260H0V264H2ZM10 262H13L12 259L6 261L5 263L3 262V263H4V264H13V263H10ZM21 262H20V264H22V263H23V264H27V263H28V261H27V263H26V262H22V263H21ZM32 262H33V263H32ZM32 262H30L29 264H34V261H32ZM42 262H43V261H42ZM49 262H50V261H49ZM49 262H48V263H49ZM79 262H80V261H79ZM79 262H78V263H79ZM87 262L85 261L86 264H87ZM114 262H115V261H113V263H114ZM117 262H116V263H117ZM132 262H131V264H132ZM136 262H133V264H134V263L136 264ZM208 262H210V261H208ZM255 262H256V261H255ZM35 263H36V260H35ZM50 263H52V262H50ZM50 263H49V264H50ZM75 263H74V264H75ZM92 263H93V262H92ZM99 263H98V264H99ZM118 263H117V264H118ZM198 263H199V264H203V263H200L199 261L197 262V264H198ZM229 263H231V262H229ZM240 263H241V261H240ZM14 264H16V263L14 262ZM41 264H42V263H41ZM43 264H44V263H43ZM53 264H55V263H53ZM56 264H57V263H56ZM93 264H95V262H94ZM122 264H123V263H122ZM151 264H154V263L152 262ZM204 264H205V263H204ZM206 264H208V263H206ZM209 264H210V263H209ZM211 264H212V263H211ZM254 264H255V263H254ZM256 264H258V263H256Z\"/></svg>","mask_w":264,"mask_h":264},{"label":"built area","instance_id":"obj_3","mask_svg":"<svg viewBox=\"0 0 264 264\" xmlns=\"http://www.w3.org/2000/svg\"><path fill=\"white\" fill-rule=\"evenodd\" d=\"M95 62L98 65H102L105 62V57L103 55H97L95 56Z\"/></svg>","mask_w":264,"mask_h":264}]
</instances>
